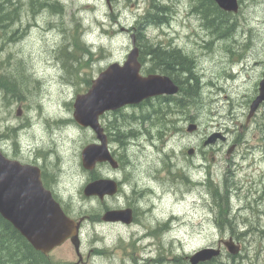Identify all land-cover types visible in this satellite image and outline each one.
I'll return each instance as SVG.
<instances>
[{
	"label": "rangeland",
	"instance_id": "1",
	"mask_svg": "<svg viewBox=\"0 0 264 264\" xmlns=\"http://www.w3.org/2000/svg\"><path fill=\"white\" fill-rule=\"evenodd\" d=\"M40 1L43 4L32 0H4L3 8L0 4L1 17L6 15L0 19V71L19 76L25 84L20 86L25 94L22 101L10 90L3 94L6 88L0 89V149L23 163H30L38 150L49 149L48 170L57 183L58 201L69 216L83 217L79 233L85 261L77 262L70 242L52 251V261L189 264L188 256L194 251L212 246L219 247L217 259L222 262L264 264V217L256 216L257 210L264 215V102L247 120L264 71V0H237V11L223 10L224 22L218 25L206 24L195 14L192 0H153L169 7L168 20L162 26L144 24L139 29L140 74L157 67L158 71L150 73L168 76L180 89L166 95L171 99L159 100V108L168 106L160 120L145 117L138 106H125L122 114L99 118L100 126L116 136L109 149L116 153L120 170L100 163L93 170L82 167V148L97 140L90 128L74 121L73 103L101 70L114 62L123 65L132 49L130 34L137 32L135 21H144L151 0H110L109 4L105 0H57L59 14L45 4L53 0ZM223 29L231 32L223 37ZM167 42L183 55L193 56L195 78L187 79V73L164 67L145 52L147 43L160 48ZM66 52L71 56H65ZM181 95L183 111L177 113L169 103ZM134 110L146 121L129 120L126 114ZM147 118L154 122L153 129L137 135L147 129ZM115 120L132 127L125 123L117 131ZM190 124L196 127L188 131ZM160 130L159 136L165 137L162 143L156 135ZM212 136L214 142H206ZM232 144L235 150L227 156ZM195 164H199L196 170ZM94 176L127 182L120 194L100 200L83 194ZM224 176L233 184L229 213L223 212L227 206ZM212 183L219 187L216 192ZM236 194L248 195L246 210L238 211L243 201ZM256 198L262 201L258 206ZM128 205L138 212L139 223L101 219L106 210ZM217 210L223 215L215 218ZM225 216L231 217V227ZM148 230L156 233L149 235ZM230 230L236 236L246 231L233 240L240 246L234 258L222 243L232 240L228 239Z\"/></svg>",
	"mask_w": 264,
	"mask_h": 264
},
{
	"label": "water",
	"instance_id": "2",
	"mask_svg": "<svg viewBox=\"0 0 264 264\" xmlns=\"http://www.w3.org/2000/svg\"><path fill=\"white\" fill-rule=\"evenodd\" d=\"M223 10L236 12L237 0H213ZM109 2V0H106ZM132 49L123 65L114 62L100 71L85 93L77 94L73 103V118L81 127H90L99 143H89L81 150V164L91 170L97 162L108 161L111 166L117 163L107 147V136L99 124V116L115 111L127 104H137L144 99L162 94H174L178 86L168 77L157 73L141 75L138 61V47L131 34ZM264 102V71L259 82L258 94L249 106L247 119ZM190 124L188 131L195 129ZM220 135L217 133L214 136ZM214 136L206 142H214ZM189 154L192 150L188 151ZM117 182L108 178H98L88 182L83 188L85 196L112 195L117 191ZM0 214L32 245L48 255L51 250L70 239L75 253H79L80 226L83 217L75 219L64 211L60 203L46 189L40 178V169L35 165L22 164L6 158L0 150ZM101 219L104 221L130 222V209L107 210ZM230 254L236 255L240 246L233 240H222ZM221 254L219 247H205L194 251L189 257L190 264L206 262Z\"/></svg>",
	"mask_w": 264,
	"mask_h": 264
},
{
	"label": "trees",
	"instance_id": "3",
	"mask_svg": "<svg viewBox=\"0 0 264 264\" xmlns=\"http://www.w3.org/2000/svg\"><path fill=\"white\" fill-rule=\"evenodd\" d=\"M3 1L0 0V4L3 8ZM35 2H39L40 4H43V1L40 0H32ZM193 1V8L194 12L197 15H200L205 21L206 24H212V25H218L220 23L224 22L223 19V12L220 11V9L217 7V5L212 0H192ZM47 7H50L53 11H55L53 14L61 13V5L57 0H53L51 2L47 1L45 2ZM168 8L165 5H160L157 3H153V0L150 1V6L146 11V14L143 16L144 21L137 20L135 21V28L137 29L136 32V38L137 40L142 38L141 33L139 32V29L143 27L144 24L148 25H158L162 26L165 24V22L168 20V16L166 15L168 12ZM16 7H14V10L12 12H15ZM1 14V9H0ZM10 14V13H9ZM1 18H6V15L2 16ZM162 23V24H161ZM152 44H145L146 46V53H148L151 57H153L155 60H157L159 63H161L164 67H169L172 70L178 69L180 74L187 73V79L195 78L192 74V68H193V59L188 55H183V53L178 48H172L171 50L166 51H160L157 46H152ZM72 53L66 52L65 56L69 57ZM147 73L150 72H156L157 67H151L145 69ZM25 87L24 82L21 80L19 76L17 77H11L9 75H6L4 72L0 71V89L2 87L6 89H2L1 91L3 94L9 93L7 90H10L11 93L16 97V100L22 101L24 98L23 90L20 87ZM21 88V90L19 89ZM15 91V92H14ZM161 98H164L165 101L167 99H171V97H155L151 99H146L142 101L140 104H138V107L142 108V113H144V116H151L152 118H155L157 120H160L165 117V115L168 113V106L165 105L164 108H159V100ZM182 95L178 98L172 99L169 103V106L171 110L176 111L177 113L182 112ZM139 113L138 115H136ZM117 114H122L121 111H118ZM135 115V116H134ZM143 115H141L140 112L137 110L132 111L129 114H126V117L130 120H139L140 121H146L143 120ZM147 118V124H149ZM159 123V122H158ZM153 124V123H152ZM8 131L12 132L13 128H7ZM119 139V138H117ZM16 145V143H14ZM97 176H94V178ZM212 188L214 189L213 192H216L219 187L215 185L214 183L211 184ZM223 211H225V208H223ZM218 214L223 215L219 210H217L215 218ZM223 221L217 222L219 226H221ZM223 228V227H222ZM18 255V257H16ZM231 258H234L232 256ZM0 264H57L56 262L52 261L51 257H46L42 253L36 251L32 248V246L19 234L18 231H16L12 225L2 218L0 215ZM199 264H232L231 261H225L222 262L221 260H218L217 258H213L209 262H202ZM235 264V262L233 263Z\"/></svg>",
	"mask_w": 264,
	"mask_h": 264
},
{
	"label": "flooded vegetation",
	"instance_id": "4",
	"mask_svg": "<svg viewBox=\"0 0 264 264\" xmlns=\"http://www.w3.org/2000/svg\"><path fill=\"white\" fill-rule=\"evenodd\" d=\"M205 33H207L208 29L205 27L204 29ZM228 34L227 30L226 29H223V37L226 36ZM172 48H174L173 45H171L169 42H167V44H161V47L159 48L160 51H166V50H171ZM185 55H188L190 57L193 58V56L189 55V54H185ZM194 59V58H193ZM244 64V62H243ZM245 65V64H244ZM180 89V87H179ZM257 93H258V88H257ZM248 120V119H247ZM116 122V126H115V129L121 131L122 130V125L127 123V126L128 127H132V125H130L128 122L126 121H118V120H115ZM117 130V131H118ZM131 130V128H130ZM104 132L106 133L107 137H108V141L111 142L113 141L114 139H116L115 137L116 136H113V135H110L105 129H104ZM141 132H146V131H139L137 133L138 134H141ZM148 133V132H147ZM225 136H223V141L225 140ZM237 145V144H236ZM235 150V144H232L230 145L229 149H227L226 151V154L227 156H229L233 151ZM49 149L46 151L45 149H40L38 150L37 152H35V157L34 159L31 161V164H35L37 165L39 168H40V171H41V180H42V183L43 185L45 186V188H48L49 190H51V192L53 193V195L57 198V195L55 194L54 192V187L57 185L56 181L54 179H51V175L49 173V170H48V164H47V158H48V155H49ZM112 154L113 156L116 158V153L114 151H112ZM119 163V161H118ZM233 163H234V159H233ZM100 165H106V163H102ZM236 166L233 165V168H235ZM238 168V167H237ZM121 169V166H120V163H119V166L117 167V170H120ZM239 169V168H238ZM48 178V179H47ZM49 180L52 181L53 185L50 184ZM127 182V181H126ZM126 182L122 183V181L120 180H117V183H118V190L117 192L113 195V196H104L103 198H101L100 200L104 199V198H111V197H114L116 194H120L121 191H122V188L124 186H126ZM231 184L227 177L224 176V180H223V202H226L227 206H225V211H229L231 212L232 210V205L230 204V201H229V198H230V194H231ZM123 192L124 189H123ZM233 195V194H232ZM237 200H242L243 203L241 204V206H239L238 208V211H244L247 209L246 207V204L248 203V199H246L248 197V195H243V194H236V196H234ZM58 199V198H57ZM260 198H256V201H254V204H256L257 206L260 205L262 203V201H259ZM228 203L230 205H228ZM250 203H253L252 201ZM137 206H140V202H137ZM154 205L152 204V207ZM260 207V206H259ZM126 209H130V214H131V220L130 222L128 223H125V222H122V221H115L114 223H121V224H137L139 223L140 221H138V212L134 209V207H131V206H127L125 207ZM262 208V207H261ZM150 209V208H149ZM264 210V208H262ZM224 212V211H223ZM260 215L259 216V219L261 217H264L263 215V212L261 210H257L256 211V216L257 215ZM226 217V216H225ZM173 218V216L170 217V220ZM228 219V221L226 222V225H229L230 227L232 226V220H231V217H226ZM165 224L168 223V221L164 222ZM225 226V225H223ZM156 231L155 230H148V233L149 235H152V234H155ZM246 231L244 230H241L240 234L236 236V233L235 231H232L230 230L229 231V234H228V239H232V240H237L240 236H242L243 234H245ZM82 244V242H81ZM82 256V255H81ZM82 260L80 261V263H83L85 260L83 258H81Z\"/></svg>",
	"mask_w": 264,
	"mask_h": 264
},
{
	"label": "bare ground",
	"instance_id": "5",
	"mask_svg": "<svg viewBox=\"0 0 264 264\" xmlns=\"http://www.w3.org/2000/svg\"><path fill=\"white\" fill-rule=\"evenodd\" d=\"M227 28H228V27H227ZM231 28H232V27H231ZM233 28H234V27H233ZM229 29H230V27H229ZM229 29H226L228 33L231 32ZM234 33H235V32H234ZM231 34H232V33H231ZM161 132H163V131H161V130L158 131V132L156 133V135H158V137H157L158 141H161V143H162V142H164L165 137H164V136H162V137L159 136V133H161ZM126 136H127V133H126ZM119 138H120V137H119ZM120 139H121V138H120ZM121 140H122V139H121ZM198 165H199V164H198ZM198 165L195 164V165L193 166V168L196 170V168H199ZM180 170H181V168H180ZM259 216H260V215L258 214L257 217L259 218ZM99 251H100V253H102V250H99ZM102 258H103V257H102ZM228 261H229V260H228Z\"/></svg>",
	"mask_w": 264,
	"mask_h": 264
}]
</instances>
